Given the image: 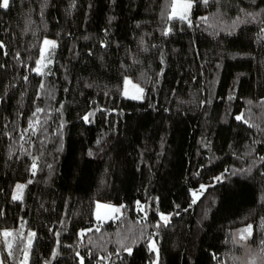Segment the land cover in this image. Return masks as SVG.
<instances>
[{"label": "trees", "instance_id": "16d2710c", "mask_svg": "<svg viewBox=\"0 0 264 264\" xmlns=\"http://www.w3.org/2000/svg\"><path fill=\"white\" fill-rule=\"evenodd\" d=\"M172 1L0 8L4 264H264V0Z\"/></svg>", "mask_w": 264, "mask_h": 264}, {"label": "rangeland", "instance_id": "374dc122", "mask_svg": "<svg viewBox=\"0 0 264 264\" xmlns=\"http://www.w3.org/2000/svg\"><path fill=\"white\" fill-rule=\"evenodd\" d=\"M192 2L189 0H173L170 8V17H179L186 19L189 16L191 11ZM45 41H50L52 43L46 44ZM56 45V42L53 38L44 37L40 47V56L37 62V66L35 67V71H39L41 67L47 62L45 60L46 55L51 47ZM121 94L123 97L133 99V100H141L143 98V89L142 87L135 81H133L129 76H124L123 84H122V91ZM19 195L20 198V190L18 192L17 187L14 190V195ZM121 211V204L112 202V201H105V200H96L94 202V220L97 222H103L110 219L115 218L119 215ZM160 219L162 222H166L168 220V215L161 214ZM9 229H2L0 230V239L2 247L0 246V264H4L3 255L4 252H8L10 248V239H9ZM8 233V235H5ZM250 235V227L245 226L242 228L237 229L234 232V238L237 243L242 244L245 247V243L247 238ZM32 242V235L28 236L27 238V246L28 248L24 251L22 259L19 264H27L28 260V249ZM151 264H157V249L155 248V256ZM217 264H224L222 262H218Z\"/></svg>", "mask_w": 264, "mask_h": 264}, {"label": "snow or ice", "instance_id": "6c2138e0", "mask_svg": "<svg viewBox=\"0 0 264 264\" xmlns=\"http://www.w3.org/2000/svg\"><path fill=\"white\" fill-rule=\"evenodd\" d=\"M9 7V0H0V8H8ZM45 43L46 44H50V43H52V42H50V41H45ZM54 46V45H53ZM85 119L87 120V117H85ZM238 119H239V117H238ZM22 185H18L17 186V189H18V192H19V190L20 189H22ZM19 198V195L17 194V195H14L13 196V199H18ZM195 202V201H194ZM5 235H8V233H5Z\"/></svg>", "mask_w": 264, "mask_h": 264}]
</instances>
